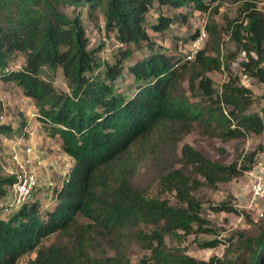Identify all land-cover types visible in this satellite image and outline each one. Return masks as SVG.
Instances as JSON below:
<instances>
[{
	"label": "trees",
	"instance_id": "trees-1",
	"mask_svg": "<svg viewBox=\"0 0 264 264\" xmlns=\"http://www.w3.org/2000/svg\"><path fill=\"white\" fill-rule=\"evenodd\" d=\"M233 1L243 2L242 20L230 22L231 36L243 53L241 65L264 83V12L258 0ZM156 3L210 8L207 0H0V69L8 67L13 54L25 55L23 68L6 77L34 99L40 119L75 160L65 184L56 186L53 208L44 211L39 200H31L7 217L0 216V264H19L33 252V264H125L129 260L123 242L129 240L152 249L153 262L144 264H264V228L256 234L238 232L222 256L208 261L166 246L167 235L190 234L195 226L208 230L195 191L204 185L218 187L251 169L258 161L255 151L242 163L225 164L186 143L182 166L161 172L160 192H148L133 182L153 138L154 145L171 148L196 123L206 134L224 140L264 132V106L248 111L252 90L240 84L238 76H230L217 90L212 72L222 69L221 50L212 54L203 47L184 62L174 54L153 52L130 66L136 82L130 94L117 82L123 76L124 58L103 63L98 49L90 47L82 16L65 10L102 9L107 29L116 31L117 39L128 46L123 53L127 57L132 45L147 42L152 47L146 22ZM172 22V17L161 15L153 28L164 31ZM207 28L211 31L212 25ZM59 67L70 81V91L59 90L43 76L46 68ZM189 91L199 99L193 100ZM11 131L10 125H0V134ZM15 180L0 176V196ZM214 208L236 210L228 202ZM52 234L59 241L42 244ZM105 245L115 254H108Z\"/></svg>",
	"mask_w": 264,
	"mask_h": 264
},
{
	"label": "rangeland",
	"instance_id": "rangeland-1",
	"mask_svg": "<svg viewBox=\"0 0 264 264\" xmlns=\"http://www.w3.org/2000/svg\"><path fill=\"white\" fill-rule=\"evenodd\" d=\"M207 11H200L193 5L174 8L160 6L157 3L147 15L146 27L151 37L152 47L147 43L132 45V55L124 57L127 45L121 43L116 37V31L108 30L106 17L100 8L67 7L65 10L71 15L80 14L83 18L90 47L98 49L97 54L103 63L114 64L118 59L124 58L123 76L117 82L122 90L133 94L136 82L130 73V66L138 60L157 51L174 54L182 59V62L191 60L196 51L206 47L210 53L216 54L221 50L223 66L221 70L212 72L217 90H222V84L229 80L230 76H238L239 83L252 90L253 102L249 112L261 111L264 106V83L257 81L245 71L241 65L243 53L237 42L231 36L230 22L242 20L244 16L243 2L233 0L210 1ZM260 10L264 12V0H258ZM161 15L173 18V22L164 31H156L153 26L159 22ZM211 24V31L207 25ZM26 57L23 53H15L9 59L8 67L0 69V114L4 115L1 125H10L12 131L0 134V176H16L17 165L11 154V144L15 139H21L24 146H32L35 150L33 161L30 164L38 177L39 185L28 197L27 202L39 200L42 210L51 209L57 203L56 188L62 187L67 181L75 164L74 158L69 156L61 147V138L52 136L49 125L40 119V112L36 102L27 96L22 87L15 81L9 80L8 73L23 68ZM43 76L52 80L59 90L70 91V81L63 73L61 67L54 70L46 68ZM132 87V88H131ZM188 87V85H187ZM131 88V89H130ZM193 100L199 97L189 91ZM154 138L146 145V152L138 163L133 182L148 192H160L158 181L162 171L169 167H181L179 161L182 157L184 144L189 143L199 149L211 159L225 164L239 160L244 161L245 155L255 151L256 160L264 159V132L261 134L250 133L245 138L224 140L220 136L206 134L199 124L183 133L176 144L170 147L163 144L154 145ZM137 148V147H135ZM24 152L22 157L24 158ZM246 181L243 173L234 177L229 182L220 183L218 187L204 185L195 191V195L202 202V215L208 220V230L198 231L182 236H166L167 249L181 254L193 256L199 260H210L214 256H222L231 241H236L237 233L245 231L248 234H256L264 228V216L257 217L254 213L239 206L242 186ZM57 186V187H56ZM175 202L171 193L164 194ZM11 189L0 196L1 199L11 200ZM222 202H228L236 210H216ZM249 213L251 216H249ZM1 217H7L8 213L0 211ZM204 227V228H206ZM219 240L215 246L206 243ZM59 241L57 234L46 237L42 244H51ZM123 252L129 263L144 264L145 261L153 262V251L145 247L137 240L123 242ZM108 254H115L110 246H104ZM36 253H30L20 259L19 264H33Z\"/></svg>",
	"mask_w": 264,
	"mask_h": 264
},
{
	"label": "built area",
	"instance_id": "built-area-1",
	"mask_svg": "<svg viewBox=\"0 0 264 264\" xmlns=\"http://www.w3.org/2000/svg\"><path fill=\"white\" fill-rule=\"evenodd\" d=\"M4 115L0 114V125ZM24 152V158L22 157ZM35 150L32 146H24L21 139H15L11 144L12 158L17 165L16 180L11 187V200H0V211L12 213L27 202L33 191L38 187L39 180L30 169ZM246 181L242 186L239 206L254 213L257 217L264 216V159L245 172Z\"/></svg>",
	"mask_w": 264,
	"mask_h": 264
},
{
	"label": "crops",
	"instance_id": "crops-1",
	"mask_svg": "<svg viewBox=\"0 0 264 264\" xmlns=\"http://www.w3.org/2000/svg\"><path fill=\"white\" fill-rule=\"evenodd\" d=\"M61 147H62V145H61Z\"/></svg>",
	"mask_w": 264,
	"mask_h": 264
}]
</instances>
